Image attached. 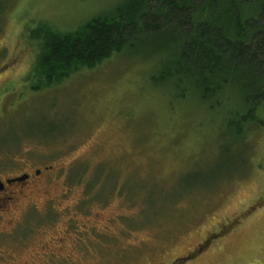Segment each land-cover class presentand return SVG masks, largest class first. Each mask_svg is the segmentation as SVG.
Instances as JSON below:
<instances>
[{
	"label": "rangeland",
	"instance_id": "374dc122",
	"mask_svg": "<svg viewBox=\"0 0 264 264\" xmlns=\"http://www.w3.org/2000/svg\"><path fill=\"white\" fill-rule=\"evenodd\" d=\"M123 2L0 0V181L29 174L0 197V251L16 264H264V123L229 134L234 108L152 85L141 50L26 85L36 28L74 31Z\"/></svg>",
	"mask_w": 264,
	"mask_h": 264
},
{
	"label": "trees",
	"instance_id": "16d2710c",
	"mask_svg": "<svg viewBox=\"0 0 264 264\" xmlns=\"http://www.w3.org/2000/svg\"><path fill=\"white\" fill-rule=\"evenodd\" d=\"M32 36L39 47L24 78L33 91L141 50L152 85L172 89L180 102L234 108L229 134L264 123V0H124L74 31L42 23ZM74 168L69 181L81 172Z\"/></svg>",
	"mask_w": 264,
	"mask_h": 264
},
{
	"label": "flooded vegetation",
	"instance_id": "af4514ba",
	"mask_svg": "<svg viewBox=\"0 0 264 264\" xmlns=\"http://www.w3.org/2000/svg\"><path fill=\"white\" fill-rule=\"evenodd\" d=\"M24 175H28V177H27V179L29 178V174H24ZM38 175V174H37ZM26 179V180H27ZM7 180H9V179H7ZM7 180H6V183L7 184H12V183H15V182H12V183H8L7 182ZM24 181V180H23ZM0 182H3V181H0ZM20 182V181H19ZM4 183V188L3 189H1L0 190V197H1V195L2 194H4L5 192H6V190H7V186H6V183L5 182H3ZM7 259L3 256V252L2 251H0V264H16V261H9V260H7Z\"/></svg>",
	"mask_w": 264,
	"mask_h": 264
},
{
	"label": "water",
	"instance_id": "95a60500",
	"mask_svg": "<svg viewBox=\"0 0 264 264\" xmlns=\"http://www.w3.org/2000/svg\"><path fill=\"white\" fill-rule=\"evenodd\" d=\"M36 174H40V170H38L36 172ZM28 177V175H22V176H19L17 178H14V179H9L7 180L8 183H12V182H19V181H23V180H26ZM4 188V183L3 182H0V190Z\"/></svg>",
	"mask_w": 264,
	"mask_h": 264
}]
</instances>
